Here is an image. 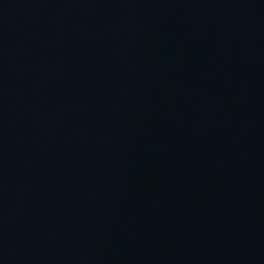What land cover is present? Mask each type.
I'll return each mask as SVG.
<instances>
[{
	"label": "water",
	"instance_id": "water-1",
	"mask_svg": "<svg viewBox=\"0 0 264 264\" xmlns=\"http://www.w3.org/2000/svg\"><path fill=\"white\" fill-rule=\"evenodd\" d=\"M0 264H264V0H0Z\"/></svg>",
	"mask_w": 264,
	"mask_h": 264
}]
</instances>
